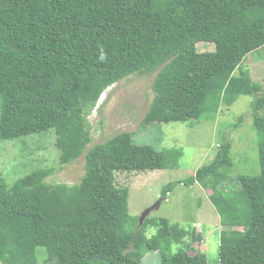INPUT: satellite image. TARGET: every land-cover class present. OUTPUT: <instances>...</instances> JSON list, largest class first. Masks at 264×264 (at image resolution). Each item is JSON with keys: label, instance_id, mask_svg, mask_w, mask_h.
<instances>
[{"label": "trees", "instance_id": "1", "mask_svg": "<svg viewBox=\"0 0 264 264\" xmlns=\"http://www.w3.org/2000/svg\"><path fill=\"white\" fill-rule=\"evenodd\" d=\"M262 49L264 0H0V140L53 129L58 163L83 156L85 171L77 185L47 183L50 168L11 187L0 179V264H143L155 251L159 264H207L189 254L194 229L148 216L138 225L127 188L112 186L115 171L174 168L180 150L135 146L125 132L89 146L87 116L102 93L153 73L143 125L200 120L254 96L259 174L230 178L225 143L161 198L200 185L221 227L241 229L220 234L217 264H264V91L242 67ZM172 244L182 248L171 253Z\"/></svg>", "mask_w": 264, "mask_h": 264}, {"label": "rangeland", "instance_id": "2", "mask_svg": "<svg viewBox=\"0 0 264 264\" xmlns=\"http://www.w3.org/2000/svg\"><path fill=\"white\" fill-rule=\"evenodd\" d=\"M208 46L203 45L202 49ZM253 81L262 84L264 91V49L249 53L242 61ZM238 69L235 75H238ZM151 75H131L107 88L93 108L87 121L90 126L89 146L105 142L119 133H130L133 145L147 146L157 152L180 150L181 156L174 168L164 170L115 171L112 186L127 188L128 211L138 222L145 210L161 199L162 188L177 180L194 175L198 168L210 163L219 145L231 144L233 167L229 177L259 174L257 153L258 135L252 125L251 104L254 96H240L231 106H219L214 116L205 114L200 120L144 124L143 119L154 97ZM53 129L23 136L14 140H0V179L8 187L36 169H52L46 179L51 185L81 183L85 175L84 157L69 165H60L59 150L55 146ZM200 185H177L166 200H161L148 214L149 219L165 218L180 228L195 230L200 240L193 242L189 254L203 253L207 264H217L220 234L236 232L237 228L223 229L220 217ZM227 232V233H226ZM154 229L146 236L153 235ZM183 242L191 243V237ZM182 245L172 244L169 251L176 253ZM160 255L149 252L143 264H159Z\"/></svg>", "mask_w": 264, "mask_h": 264}, {"label": "water", "instance_id": "3", "mask_svg": "<svg viewBox=\"0 0 264 264\" xmlns=\"http://www.w3.org/2000/svg\"><path fill=\"white\" fill-rule=\"evenodd\" d=\"M162 199H160L155 205H153L152 207L148 208L147 210H145V212H143V214L141 215L139 221H138V225H141L142 222L144 221V219L148 216V214L150 213V211L152 209H154L155 207H158V205L160 204Z\"/></svg>", "mask_w": 264, "mask_h": 264}, {"label": "clouds", "instance_id": "4", "mask_svg": "<svg viewBox=\"0 0 264 264\" xmlns=\"http://www.w3.org/2000/svg\"><path fill=\"white\" fill-rule=\"evenodd\" d=\"M100 97H101V96H100ZM99 102H100V98H99V100L96 102V106L99 104ZM96 106H95V107H96ZM161 199H162V198H161Z\"/></svg>", "mask_w": 264, "mask_h": 264}]
</instances>
